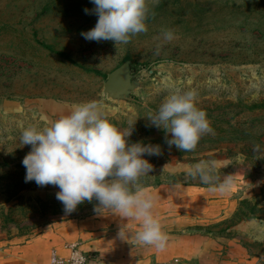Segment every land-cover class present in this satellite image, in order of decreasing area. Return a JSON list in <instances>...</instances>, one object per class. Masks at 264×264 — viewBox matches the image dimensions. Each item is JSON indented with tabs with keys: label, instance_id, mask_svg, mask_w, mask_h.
<instances>
[{
	"label": "rangeland",
	"instance_id": "1",
	"mask_svg": "<svg viewBox=\"0 0 264 264\" xmlns=\"http://www.w3.org/2000/svg\"><path fill=\"white\" fill-rule=\"evenodd\" d=\"M85 8L94 5L0 0V264H46L51 250L37 236L61 221L123 218L96 212L95 198L66 213L57 187L25 182L31 146L20 147L22 129L43 128L89 101L121 131L134 125L129 144L161 146V155L144 157L151 173L130 186L153 198L161 227L223 234L244 248L235 263L264 264V0H147V31L116 45L82 37L98 19ZM126 61L134 92L107 96L108 75ZM170 85L195 90L214 129L193 151L170 149L148 119ZM211 159L229 164L217 174L233 176L230 191L211 192L186 175L187 166Z\"/></svg>",
	"mask_w": 264,
	"mask_h": 264
},
{
	"label": "clouds",
	"instance_id": "2",
	"mask_svg": "<svg viewBox=\"0 0 264 264\" xmlns=\"http://www.w3.org/2000/svg\"><path fill=\"white\" fill-rule=\"evenodd\" d=\"M90 2L94 8L84 11L98 19L93 28L81 32L84 39L127 44L131 36L147 31V0ZM162 36L166 41L174 39L171 30L164 31ZM196 96L195 90L184 91L170 85L158 110L148 117L151 126L165 131V143L170 149L175 146L179 151H193L203 135L214 133L206 112L196 106ZM102 108L96 101L83 102L73 105L69 114L46 123L43 128L24 127L20 147L31 146L22 160L25 182L57 187L56 199L66 213L95 198L99 202L96 212L108 209L123 218L139 221L140 230L132 244L163 250L169 238L153 215V198L141 189L130 190L142 175L153 169L145 155H161V146L143 141L129 144L134 125L121 131L104 115ZM41 119L46 121L43 116ZM254 151L260 152V146H255ZM227 165L215 159L201 160L187 166L186 175L207 185L211 192L224 193L231 190L234 178L232 175L221 178L217 173L221 166ZM117 236L129 242L130 235L123 226ZM76 256L79 264H84V258L79 253Z\"/></svg>",
	"mask_w": 264,
	"mask_h": 264
},
{
	"label": "crops",
	"instance_id": "3",
	"mask_svg": "<svg viewBox=\"0 0 264 264\" xmlns=\"http://www.w3.org/2000/svg\"><path fill=\"white\" fill-rule=\"evenodd\" d=\"M128 218L120 219H80L61 221L37 237L50 249L46 264H50V254L56 250L61 256L69 255L68 246H78L93 258L89 264H155L167 263L180 258L185 264H237V254L244 248L232 242L229 237L215 236L203 230L189 231L161 227L168 236L163 250L152 246L132 244L138 226ZM123 226L129 233V242L118 238L117 233ZM38 245V249H42ZM240 264V262H238Z\"/></svg>",
	"mask_w": 264,
	"mask_h": 264
},
{
	"label": "water",
	"instance_id": "4",
	"mask_svg": "<svg viewBox=\"0 0 264 264\" xmlns=\"http://www.w3.org/2000/svg\"><path fill=\"white\" fill-rule=\"evenodd\" d=\"M133 74L130 62L126 61L108 75L105 81V94L116 99L130 97L136 87Z\"/></svg>",
	"mask_w": 264,
	"mask_h": 264
},
{
	"label": "built area",
	"instance_id": "5",
	"mask_svg": "<svg viewBox=\"0 0 264 264\" xmlns=\"http://www.w3.org/2000/svg\"><path fill=\"white\" fill-rule=\"evenodd\" d=\"M69 255L67 257L61 256L56 250H53L50 254V264H79V257L76 256L79 253L80 257L84 258V264H89L93 258L92 255L85 253L78 244H71L68 246ZM156 264H185L180 258H175L167 263H156Z\"/></svg>",
	"mask_w": 264,
	"mask_h": 264
}]
</instances>
